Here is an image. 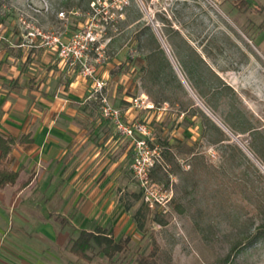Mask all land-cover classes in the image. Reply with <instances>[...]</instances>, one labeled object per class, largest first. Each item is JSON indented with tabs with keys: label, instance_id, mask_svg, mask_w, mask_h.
Listing matches in <instances>:
<instances>
[{
	"label": "rangeland",
	"instance_id": "obj_1",
	"mask_svg": "<svg viewBox=\"0 0 264 264\" xmlns=\"http://www.w3.org/2000/svg\"><path fill=\"white\" fill-rule=\"evenodd\" d=\"M87 1L0 0V32L8 28L22 35L30 51L44 48L61 61L64 76L83 83L79 124L93 145L82 153L87 178L73 185L77 189L80 182L84 184L89 205L104 199L117 202L122 214L118 212L107 227L116 241L129 236L130 242L112 260L97 249L88 251L91 263L76 259L69 248L78 232L93 230L101 220L82 217L72 222L70 213L65 218L68 224L61 227L48 216L58 211L48 203L53 196L30 202L34 185L26 196L11 191V206L6 205L8 195L0 193V264H138L154 249L156 264H224L228 255L226 264H264V240L230 252L264 223V214L253 212L256 191L264 195V182L257 180L252 191L251 185L234 177L240 170L223 162L225 149L207 144L196 109L220 123L229 117L239 128H254L264 138V0ZM153 35L194 106L181 90H176V104H154L142 89L147 55L156 47ZM55 38L70 51L68 60L59 56ZM170 40L181 47L183 57L193 49L203 59L204 81H209L210 69L219 79L213 81L216 86L228 87L218 99L216 116L180 79ZM159 59L158 54L155 66ZM161 69L167 72L166 67ZM97 83L103 86L98 88ZM153 92L158 98L163 95L157 89ZM115 112L117 117L109 115ZM134 124L147 131L143 158L157 193V201L150 197L152 208L146 206L145 190L133 166L139 155L134 142L138 137H127L119 128ZM220 128L231 145L253 158L247 146L257 136H233ZM169 154L173 164L160 168L161 158ZM230 154L235 152L228 150ZM252 160L264 175V164ZM140 208L145 213L142 231L134 220Z\"/></svg>",
	"mask_w": 264,
	"mask_h": 264
},
{
	"label": "crops",
	"instance_id": "obj_2",
	"mask_svg": "<svg viewBox=\"0 0 264 264\" xmlns=\"http://www.w3.org/2000/svg\"><path fill=\"white\" fill-rule=\"evenodd\" d=\"M22 38L8 28L0 32V137L14 140L6 167L18 173L16 183L0 193L8 195L6 205L11 206V191L26 196L35 185L30 202L53 196L48 203L58 211L48 216L61 227L68 224L65 218L71 213L72 222L82 217L101 220L93 230L82 228L78 236L97 228L109 231V220L123 209L106 199L89 205L84 184L80 182L77 189L73 185L86 180L83 166L87 160L82 153L93 145L89 132L79 124L77 108L85 94L84 85L64 76L57 57L47 54L44 48L28 50V41Z\"/></svg>",
	"mask_w": 264,
	"mask_h": 264
},
{
	"label": "trees",
	"instance_id": "obj_3",
	"mask_svg": "<svg viewBox=\"0 0 264 264\" xmlns=\"http://www.w3.org/2000/svg\"><path fill=\"white\" fill-rule=\"evenodd\" d=\"M95 0H88L87 4L94 2ZM243 5V3H242ZM176 35L179 36L177 32ZM156 47L149 50L147 55V67L148 74L146 75L144 82L142 84V89L145 94L152 99L154 104L158 103H169L176 104L177 99L175 97L176 90H181L188 100L191 106H194V101L188 97L184 91L180 80L178 79L175 70L164 55V52L160 48L159 42L153 35ZM168 45L171 47V55L173 60L176 62L180 72L182 73L185 81L189 85L193 94L202 102V104L216 116V110L218 105V99L222 96V93L229 90L228 87H222L220 89L213 82L214 80L218 81V77L208 69L209 81H204L200 75V70L205 65L203 59L198 55L193 49L190 50V55L183 57L182 49H178L174 46L172 40L167 41ZM158 54L161 55L162 60L159 59L160 63L156 66L155 60H158ZM156 60V61H157ZM157 67V68H156ZM166 67L167 72H164L161 68ZM207 82V83H206ZM176 86V88L174 87ZM157 89L162 91V96L158 98L153 90ZM208 97V98H207ZM206 98V100L204 99ZM181 109L183 112L186 111L185 106L182 104ZM197 113L202 119L203 122V138L206 140L207 144L211 147H219V150L225 149L222 153V160L227 164H231V168L239 169L240 174L235 175L234 177L239 178L243 181L246 186L247 184L251 185L252 191L256 189V181L262 180L264 182V175L258 169L255 162L252 159L257 161L260 164H264V138L261 133L254 128H239L234 120L226 117L221 123L233 136L238 134L250 133L255 136L254 140L247 146V149L251 156L250 159L244 152L238 147V145H231V138L226 135V133L218 127L200 108L196 107ZM23 141V138L20 140V143ZM14 140L12 138H1L0 137V190L4 189L6 186H12L16 183L18 179V173L10 171L6 164L9 160L8 154L11 152L12 146L14 145ZM230 150L235 152V154L227 155V151ZM164 156L160 161V168L162 166H168L173 164L174 156L169 154L168 157ZM234 163H237L238 166H232ZM194 171V169H191ZM238 170V171H239ZM238 176V177H237ZM199 177L198 179H200ZM27 184L22 185V188ZM260 196V197H259ZM139 197L136 196L135 200L138 201ZM129 209V207H126ZM146 210L144 207L143 210ZM181 212V211H180ZM253 212L255 214H264V195L256 191L255 203L253 204ZM135 223L139 231L143 230L145 213H142V208L138 209L134 216ZM264 240V223L259 225L253 233H248L243 242L238 243L231 249V253H236L240 250L243 245H255L260 241ZM130 242V237L126 236L116 241L112 233L101 228H97L93 232L82 231L77 239H75L69 248V252L76 259L84 261L86 263H91L93 256L88 254V251L91 252L94 249L98 250V254H101L107 260H112L116 255L122 253ZM156 255L155 249L150 253L148 258H141L138 261V264H156L154 261ZM229 255L224 260V264L228 263Z\"/></svg>",
	"mask_w": 264,
	"mask_h": 264
},
{
	"label": "built area",
	"instance_id": "obj_4",
	"mask_svg": "<svg viewBox=\"0 0 264 264\" xmlns=\"http://www.w3.org/2000/svg\"><path fill=\"white\" fill-rule=\"evenodd\" d=\"M62 16V14H61ZM56 44H59V56L60 57H64L67 58L70 55V51L68 49H66L62 44L59 43L58 39H54ZM77 53H74V55H76ZM81 58V54L79 55V57H73V60L75 59H79ZM86 73H88L87 75H91L92 73L89 72V70L86 71ZM102 83L99 84L97 83V87L101 88ZM135 103L137 104V101H135ZM109 115H113L115 117H117V113H109ZM120 130L125 134V136L130 137L132 139H134V137H138V139H135V145H136V150L139 152V155L136 156L135 160H134V169L136 170V173L139 177V180L145 190L144 196H145V203L146 206L148 208H152L153 207V201L152 199H150V197L155 198L157 196V193L153 187V185H151V183L149 182V168H148V161H145L143 158V155L145 153H147L145 150L147 148L146 143L143 139V137L147 134L146 131V127L144 125L141 124H134L131 125L129 127H123V125H119ZM155 201H157V199L155 198Z\"/></svg>",
	"mask_w": 264,
	"mask_h": 264
},
{
	"label": "water",
	"instance_id": "obj_5",
	"mask_svg": "<svg viewBox=\"0 0 264 264\" xmlns=\"http://www.w3.org/2000/svg\"><path fill=\"white\" fill-rule=\"evenodd\" d=\"M167 52H168V50H167ZM169 53V52H168ZM171 57V56H170ZM174 63V62H173ZM175 65V64H174ZM178 71V70H177ZM178 75H179V77H180V79H182V81L184 82V84H185V86H186V88H187V90L189 91V93H191L193 96H194V94H193V92H192V90L188 87V85L186 84V82H185V80L183 79V77H182V75L180 74V72L178 71ZM219 127H224L220 122H218L215 118H214V120H213Z\"/></svg>",
	"mask_w": 264,
	"mask_h": 264
}]
</instances>
